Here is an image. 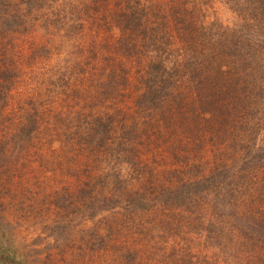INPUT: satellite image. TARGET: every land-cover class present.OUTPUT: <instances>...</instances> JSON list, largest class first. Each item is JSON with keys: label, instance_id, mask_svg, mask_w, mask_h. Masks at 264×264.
<instances>
[{"label": "rangeland", "instance_id": "obj_1", "mask_svg": "<svg viewBox=\"0 0 264 264\" xmlns=\"http://www.w3.org/2000/svg\"><path fill=\"white\" fill-rule=\"evenodd\" d=\"M193 1L0 0V264H8L10 258L17 264H114L115 245L126 246L129 264H204L208 257L202 245L210 237L204 214L172 220L175 205L186 214L189 207L175 201L182 198L180 194L169 198L166 191L175 183L168 180L165 168L197 163H187L181 151L174 156L170 144H157L158 117L145 110L141 94L134 90L141 88L140 78L162 55L182 65L195 64L194 80L206 87L211 80L217 86L232 81L241 90L250 81L244 80V72L251 69L256 71L253 85L264 87V54L259 56L254 49L253 57L247 55L252 58L250 65L241 59L252 52L248 37H264V28H257L264 26V14L257 18L262 22H256L245 11L255 0H197L203 11L191 17L184 10ZM8 2L14 6L15 18L5 13ZM159 14V23L167 25L155 24L153 30L158 32L154 33L150 22ZM133 16L141 26H135L133 22H139ZM183 19L206 28L216 20L222 28L215 27V34L201 39L199 34L184 39L187 33L179 21ZM13 21L25 26L9 32L6 25ZM227 26L241 30L247 43L223 55L219 47L232 43L231 34L227 39L220 36L227 34ZM146 36L149 41L144 40ZM249 104L248 112L256 115L261 104L254 99ZM164 127L161 124V130ZM123 135L128 136L126 142L135 139L132 148L138 152L126 161L137 160L144 169L146 160L155 172L162 171L158 179L165 181L164 190L150 183L155 179L145 170H135L124 188L145 202L139 203L143 213L135 203L119 208L117 223H121L116 229L109 213L92 221L80 213L66 225L70 193L81 196L78 193L88 189L86 183L94 180L81 168L82 152L91 147L101 150L102 161L94 157L101 165L93 170L97 174L111 170L116 176L119 170L134 166L119 162L116 151ZM176 139L170 142L177 145ZM232 171L223 177L229 179ZM224 213L225 220L218 223L222 228L238 219L230 209ZM101 223L111 242L105 244L110 252L98 255L97 247L103 244L96 227ZM261 223L258 237L264 233ZM92 229L96 233L91 234ZM123 240L133 244L120 245ZM136 247L143 250L141 260L142 254L134 258V253H128Z\"/></svg>", "mask_w": 264, "mask_h": 264}, {"label": "trees", "instance_id": "obj_2", "mask_svg": "<svg viewBox=\"0 0 264 264\" xmlns=\"http://www.w3.org/2000/svg\"><path fill=\"white\" fill-rule=\"evenodd\" d=\"M8 4L6 6L9 8L5 13L10 18H15V11H12L14 6H11L10 2ZM193 4L184 10L191 17L195 16L191 13L203 11L197 0L193 1ZM244 8L255 18L256 22H262L257 18H262L261 15L264 14V0H255L251 6L247 5ZM0 10H3L1 5ZM160 17L162 14L157 17L154 15L155 22H150V28L152 27L151 30L154 33L158 32L157 28L153 30V26L159 23ZM133 19L139 22V24L133 22L135 26H141L139 18L133 16ZM179 21L187 33L184 34V39H188L189 34H199L198 37L215 34L213 33L215 27L222 28V25L216 20L208 28H206L207 25L204 26V24H198L195 21L187 22L184 19ZM163 23L167 25L166 22L161 21L158 28ZM23 26H25L24 23L15 24V21L6 25L9 32ZM260 27L257 25L258 29L264 28V26ZM240 31L233 27H226L225 33L227 34L220 36L227 39L231 34L232 43L221 45L218 50L220 54L228 53L233 46L247 43V38L240 35L243 33ZM144 33L146 34L147 31ZM259 37H248L249 41L254 44L252 43L251 54H246L241 58L247 62V65L252 64V58L248 59L247 55L253 57L254 49L259 56L264 54V37ZM199 39L201 38L199 37ZM144 40L149 41L147 36ZM248 51H251V48ZM163 57L164 55L160 57L159 61L152 62L145 76L140 78L143 85L134 91L141 94L143 99L141 103H145L147 107L145 110L149 111L150 115L158 117L157 127L159 125L160 127L156 129L158 132L155 138L157 144H170L169 147L174 156H178L177 152L181 151L187 163L189 160L197 163L165 168L168 180L175 183L174 186L166 188L167 197L170 198L172 194H180L182 198L175 201L185 204L190 209L186 207L188 209V214H186L180 205H175L176 214L172 213L174 215L172 220L175 217L178 218L177 220L196 218L199 213L204 214V220L210 231V237L208 236L205 241L207 244L202 245L205 246L208 257L204 264H264L262 259L264 233L261 237H258L257 233L260 230L261 222L264 221V135L262 132V129L264 130V87L258 84L257 86L253 85L251 78H253L252 72H256L255 69L244 72V80L250 79V81L247 82L248 86H243L241 90H239L240 86L236 88L232 81L227 85L222 82L220 86H217V81L213 85V80H211L209 86L206 87L194 80L196 69H198L195 64L182 65L179 60L171 61L169 58ZM168 64L172 65L168 66ZM185 76H188L186 79L188 83L194 82L196 85L190 86L185 84L186 81L179 82ZM253 99L255 104H261L258 105V108L261 107L256 115L252 110L248 112L249 103ZM161 124L165 125L162 130ZM162 131H165L167 135L164 136L165 133ZM194 132H199V134L193 137ZM85 138V142L89 144L90 134H87ZM119 138H122L119 150L116 151L120 159L119 162L121 164L126 162L127 165L132 163L134 166H127L126 170H119L116 172V176L112 175L111 170L97 174L93 170H97L101 165L95 162L94 157L96 156L102 161L101 150L91 147L90 150L82 152L81 168H84L87 176L93 174L94 180L92 183H86L85 186L88 189L83 190L84 194L78 193L81 196L78 197V195L70 193V201L68 200L65 208L69 209L71 213L67 216L69 220H65L66 225L72 223L80 213L83 214L84 220L89 221L98 219L104 213H109L115 220L116 229L121 223H117L119 208L135 203L139 212L143 213V208H140L139 203L145 202L139 198L137 193L124 188V183L131 180L139 169H143L137 160L131 163L126 161L131 157L134 159L132 152L138 153L135 148H132L135 139L132 138L126 142L125 139L128 136L123 135ZM172 138H177V145L170 142ZM172 145L177 147L172 149ZM143 163L146 165L143 166L145 173L150 179L152 177L155 179L150 183L159 186L163 191L162 184L165 181L158 179L162 171L155 172L154 167L147 166L148 161L146 160ZM231 171L229 179L223 177V174ZM122 174L126 178L121 177ZM152 201L154 202V200ZM225 208L235 212L238 219L234 223L228 221L227 225L222 228L218 223L225 220ZM101 225L102 223L96 227V231L99 232L97 239L100 244H103L97 247L98 255L100 252L102 254L110 252L105 244L111 241L106 238L108 234H104L105 226ZM215 226L219 227L218 231H215ZM63 227L65 228V225ZM66 228L71 232L68 226ZM96 231L90 230L91 234ZM211 241L212 244H209ZM119 244L133 243L123 240V243ZM113 248L115 249L114 264H129L125 260L127 258L126 246L116 247L115 245ZM141 251L143 250L137 247L128 249L130 255L134 253V258L136 253L142 254ZM142 258L143 254L138 260ZM9 260L8 264H17L13 259Z\"/></svg>", "mask_w": 264, "mask_h": 264}]
</instances>
